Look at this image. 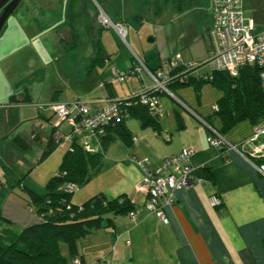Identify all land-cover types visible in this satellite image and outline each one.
Returning <instances> with one entry per match:
<instances>
[{"label":"crops","instance_id":"obj_1","mask_svg":"<svg viewBox=\"0 0 264 264\" xmlns=\"http://www.w3.org/2000/svg\"><path fill=\"white\" fill-rule=\"evenodd\" d=\"M22 2L1 31V34L5 30L12 32L13 38L12 44L0 53V74H13L18 83V91L13 89L14 93L20 101H29L0 103V109L34 108V117L45 127L43 132L34 135L40 158L49 144L55 147L53 153L38 165V170L50 172L45 179L42 178V184H45L57 175V167L72 142L54 139L56 131L68 135L71 129L65 123L56 127L57 116L42 106L80 99L102 108L108 99L131 98L154 84L145 72L130 76L123 82L117 79L114 66L121 72L130 73L135 61L131 57L129 60H121L119 56L109 57L117 52L113 37L99 40L100 63L91 64L92 53L82 45L72 47L76 37L69 21V0H56V7L53 8L47 6V0H43L45 6L34 10L27 9ZM26 2L32 4V0ZM192 9L193 0H189L185 11L177 9L176 15L167 23L171 36H167L165 46L142 48L143 51L136 54L149 69L158 70L171 63L181 67L195 62L198 67L190 73L191 79L198 80L210 73V70L204 72L203 66L211 49V0V22L205 32L194 25L180 26L184 18L193 13ZM119 15L117 22H124L121 10ZM60 27H67V36L71 41L57 39L54 33ZM44 38L48 44L58 48L57 53L47 57ZM36 47L43 50L39 51ZM176 47L185 48L181 52ZM42 54L44 59L40 58ZM177 54L181 55V59L176 58ZM52 63L54 69L50 71L48 64ZM169 91L160 94L163 111L157 120L158 130L153 126H144L141 112L130 115L124 126L131 137L138 139L137 143L117 137L119 141L112 142L105 151L104 168L87 186L77 188L84 195L82 201H78L74 193V205H82L94 196L102 195L109 201L124 197L135 207L133 213L114 217L111 227L98 229L81 239L77 258L85 264H93L101 258H106L110 264H264V176L257 170L256 157L251 156L254 148L264 143V139L251 142L254 125L249 121L241 122L226 134L237 150L222 154L208 143L207 138L209 125L217 130L222 127L212 107L223 97V92L211 84L202 87L200 98L194 86L175 84L169 86ZM176 113L183 118L181 129ZM9 116H4L7 121H10ZM63 126L66 130L62 129ZM4 142V137L0 136V161H4L2 164L6 168H14L16 166H12L5 157L9 152L3 150ZM11 146L21 148L17 143ZM187 147L196 149L191 157V182L175 193L173 204L166 208L168 222H160L145 208L147 192L141 185L144 171L135 160L147 158L151 169L156 170L164 159L181 154ZM25 167L22 166V170ZM25 171L21 178L14 173L13 185L18 184L16 179H20V185L29 188L26 190L44 198L47 194L45 188L30 184L28 177L32 168L28 167ZM209 172L213 180L208 178ZM214 197L221 200V205L212 206ZM27 199L26 204L29 205ZM1 214L5 219L1 227L2 235L7 241L10 238L13 241L26 227L42 222L41 217L30 207L27 211L22 203L2 204Z\"/></svg>","mask_w":264,"mask_h":264},{"label":"trees","instance_id":"obj_2","mask_svg":"<svg viewBox=\"0 0 264 264\" xmlns=\"http://www.w3.org/2000/svg\"><path fill=\"white\" fill-rule=\"evenodd\" d=\"M188 3L189 0H180L179 12L185 11ZM184 71L183 66H178L171 73L172 75L184 74ZM261 71L262 68L257 65L244 66L238 77H233L226 71L210 70V73L198 80L191 79L190 72L184 81L177 80L169 86L172 87L175 84L194 86L198 98L205 84H211L221 90L223 97L212 107V110L218 115L222 127L217 130L209 125L208 136H214L217 133L230 142L226 134L241 122L249 121L254 125L252 138L255 134V127L264 125V90L260 79ZM215 106L218 107L217 111L214 110ZM137 112L142 113L140 118L144 126H153L158 130L157 120L160 117L152 115L149 109L143 106L133 107L130 115H136ZM126 119L108 128L103 140V153H87L79 144L78 139L73 140L72 149L70 148L65 155L60 171L47 183V194L44 198L25 189L29 198L30 210L41 217L42 222L23 229L11 243L0 242V264H70L71 262L74 264L78 256V243L81 239L88 237L98 229L111 227L114 217L128 215L135 211V207L124 197L109 201L102 195H96L82 205H74L72 203L74 192L68 193L66 190L68 183H73L78 188L88 184L104 168L105 151L117 137L125 141L133 139L124 126ZM176 121L181 129L183 118L179 113H176ZM19 145L23 149L28 148L23 142ZM54 149L55 147L49 144L39 161H45ZM219 151L223 154L228 151V148L222 146ZM255 160H257L256 165L264 163L263 158ZM5 171L7 174L14 175L13 170L9 168ZM208 178L213 180L211 172L208 173ZM16 183L20 185L21 180L16 179ZM5 193L6 187L0 183V230L5 221L1 214ZM2 234L0 238L5 240ZM63 243L68 245L70 251L68 258L61 252Z\"/></svg>","mask_w":264,"mask_h":264},{"label":"built area","instance_id":"obj_3","mask_svg":"<svg viewBox=\"0 0 264 264\" xmlns=\"http://www.w3.org/2000/svg\"><path fill=\"white\" fill-rule=\"evenodd\" d=\"M211 8L213 13V24L209 33L211 49L205 65L211 71H226L233 77H238L244 66L257 65L262 68L260 79L264 90V29H257L254 21L245 16V0H211ZM98 21L103 29L112 28L126 40L128 30L123 23H114L103 10L98 13ZM176 58L181 59V55L177 54ZM177 67L178 65L171 63L154 71L140 62L130 73L121 72L114 67L117 79L122 82L130 76L145 72L154 85L143 89L131 98L108 99L102 108H97L80 99L70 103L51 102L42 106L58 117L56 127L67 123L71 128L68 135L56 131L53 135L54 139L70 142L78 139L87 153H103V140L109 127L121 123L129 117L131 109L137 106L147 107L152 115L161 117L160 94L170 93L168 86L177 80L184 81L187 74L189 76V73L198 65L195 62L185 64L183 65L184 74L172 75L171 71ZM214 110L217 111L218 107L215 106ZM261 139H264V125L255 127L251 142H258ZM207 140L217 149L226 146L230 151L237 150V146L217 133L214 136H208ZM132 141L137 143L138 139L134 137ZM195 152L194 147L184 148L181 154L164 159L156 170L151 169L150 160L147 158L135 160L144 171L141 185L147 192L145 208L160 222H168L166 208L173 204L175 193L189 186L192 174L191 157ZM251 156L264 159V143L254 148ZM256 166L258 172L264 176V163ZM77 188L73 183L66 185L68 193H75ZM211 204L215 207L219 206L221 200L214 197ZM132 219H135L134 215ZM74 264L84 263L76 258ZM93 264L110 263L106 258H101Z\"/></svg>","mask_w":264,"mask_h":264},{"label":"rangeland","instance_id":"obj_4","mask_svg":"<svg viewBox=\"0 0 264 264\" xmlns=\"http://www.w3.org/2000/svg\"><path fill=\"white\" fill-rule=\"evenodd\" d=\"M161 1L163 6L162 8L158 10H150L147 7L151 6V3L153 4V0H69V21L73 34L76 37L74 38L75 41L72 47L82 45L84 49H87L88 52L92 53L89 61L91 64H95L100 61L99 40H104L107 37V39H112L113 37L112 40L114 45L117 47V52L111 54L109 57L119 56L121 57V60H129L131 57L135 61V67L138 66L142 60L136 54H140V51H143L142 48L147 49L151 48L152 46H165L167 43V36H171V31H169L167 28V23H169L170 20L176 15L180 0ZM48 2L52 3V5H49ZM22 3L27 9L32 8L33 10L37 7L43 8L45 6V2H43V0H32V4L27 3L26 0H23ZM99 5L104 11L107 12V16L114 23L119 21V11L121 10V14L124 16L123 25L128 30L126 40L120 37L114 29H103L101 27V25L98 23V12L101 10ZM47 6L50 8L56 7V0H47ZM192 12L193 13L188 15L187 18H184L185 21H182L180 26L182 24L185 25V27L194 25L205 32L208 24L211 22L209 0H193ZM245 16L247 18H251L254 21L257 29H264V0H245ZM11 17H13V15H11ZM165 29L166 31L164 32ZM104 30L109 36L105 35ZM12 34V32L7 30L2 32V34L0 33V53H2L6 47H9L12 44ZM54 34L57 35V39L59 38V40L66 39V41H71L70 37L67 36V27L56 28ZM43 41L44 45L47 47V57H49L51 53H57V47L56 49L53 44H48L45 38ZM176 48L178 51L182 52L184 51L185 47ZM36 49L39 51L43 50L42 48L37 47ZM40 58L44 59L45 57L42 54ZM48 65H50V71L54 69L53 63ZM66 66L67 63L65 65V69ZM203 67L204 72L210 70L207 65ZM4 71H6L5 65H3V72ZM98 83L99 80L97 81V87ZM17 86L18 83L13 74L6 76L0 74V103H28L29 99H23L20 101V98H18V96L14 93V90L16 92L18 91V89H16ZM38 95L39 92H37V96ZM20 115L22 117H19ZM4 116H9L8 118L10 121H7L8 119ZM34 118V108L31 106H27V108H11L6 111L0 109V136L4 137L5 140V142L2 144L3 150L9 152L5 154V157L11 161L12 166H16L14 168H9L13 170L15 175L18 173L17 176L20 178L24 176L22 175L24 172H27L25 171L26 168H32V172L28 177L31 181L30 184H32L34 187L43 186V189L45 188L46 190L47 182L42 184V178L45 179L47 173L50 172H42V170H38V165L40 162L39 146L37 140L34 138V135H37L39 132H43L45 127L40 121ZM56 118L58 120V117ZM65 124L67 125V123ZM62 129L66 130V126H63ZM116 140L119 141L117 138ZM20 141H23L27 144V151L23 149L21 150V148L15 149L11 146V144L14 143L19 144ZM2 162L4 161H0V183L5 184L6 186V193L2 204L22 203L27 208V211H29V205L28 203L26 204V201L28 202V195L25 190L29 188L19 184L13 185L15 175L7 174L5 171L6 167L2 164ZM61 164H59L56 171H60ZM50 165L53 167V163H50ZM22 166L26 167L22 170ZM20 174L22 176H20ZM85 186H87V184L80 187V189L84 188ZM78 190L75 192V195L78 196V201H82L84 195L83 193H79ZM0 232V234H2V230H0ZM5 241L6 243L12 242V238H10L9 241L2 240V238H0V242L5 243ZM63 250V255L68 258L70 251L68 245L65 243H63Z\"/></svg>","mask_w":264,"mask_h":264},{"label":"water","instance_id":"obj_5","mask_svg":"<svg viewBox=\"0 0 264 264\" xmlns=\"http://www.w3.org/2000/svg\"><path fill=\"white\" fill-rule=\"evenodd\" d=\"M22 0H0V33L8 20L20 5Z\"/></svg>","mask_w":264,"mask_h":264},{"label":"flooded vegetation","instance_id":"obj_6","mask_svg":"<svg viewBox=\"0 0 264 264\" xmlns=\"http://www.w3.org/2000/svg\"><path fill=\"white\" fill-rule=\"evenodd\" d=\"M162 1L161 0H153V4L151 3V6H148L147 8L152 10V9H155V10H158L160 8H162Z\"/></svg>","mask_w":264,"mask_h":264}]
</instances>
